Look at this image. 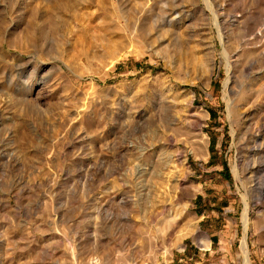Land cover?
Masks as SVG:
<instances>
[{"label":"rangeland","instance_id":"obj_1","mask_svg":"<svg viewBox=\"0 0 264 264\" xmlns=\"http://www.w3.org/2000/svg\"><path fill=\"white\" fill-rule=\"evenodd\" d=\"M262 28L264 0H0V264H264Z\"/></svg>","mask_w":264,"mask_h":264},{"label":"bare ground","instance_id":"obj_2","mask_svg":"<svg viewBox=\"0 0 264 264\" xmlns=\"http://www.w3.org/2000/svg\"><path fill=\"white\" fill-rule=\"evenodd\" d=\"M263 32H264V28H262L261 30L258 31V33H259L260 35L263 34ZM262 36H263V35H262ZM263 49H264V48H263ZM228 64H229V63H228ZM229 75H230V74H229ZM228 80H229V79H227V80L224 82V86H225V87L228 86ZM229 106H230V105L228 104V110H229ZM245 206H246V207H245L246 209L244 208V209H245V212H243V213H244V220L246 221V218H247V208H248L247 203H245ZM243 249H244V248H243ZM246 262H248L247 259H246ZM246 264H247V263H246ZM248 264H249V263H248Z\"/></svg>","mask_w":264,"mask_h":264}]
</instances>
